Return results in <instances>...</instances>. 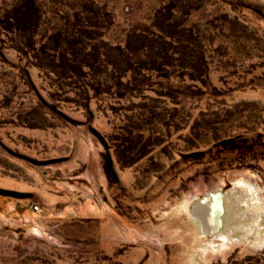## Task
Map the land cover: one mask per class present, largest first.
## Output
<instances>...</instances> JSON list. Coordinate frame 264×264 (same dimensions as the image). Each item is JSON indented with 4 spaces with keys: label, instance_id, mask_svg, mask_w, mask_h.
Returning a JSON list of instances; mask_svg holds the SVG:
<instances>
[{
    "label": "rangeland",
    "instance_id": "1",
    "mask_svg": "<svg viewBox=\"0 0 264 264\" xmlns=\"http://www.w3.org/2000/svg\"><path fill=\"white\" fill-rule=\"evenodd\" d=\"M234 183L264 224V0H0V264H264L185 212Z\"/></svg>",
    "mask_w": 264,
    "mask_h": 264
},
{
    "label": "bare ground",
    "instance_id": "2",
    "mask_svg": "<svg viewBox=\"0 0 264 264\" xmlns=\"http://www.w3.org/2000/svg\"><path fill=\"white\" fill-rule=\"evenodd\" d=\"M241 189L243 191L240 193L238 190ZM253 196L254 193L250 187L244 188L242 184L234 183L226 193L221 194L218 190L209 191L204 194L203 198L187 202L191 205V208L184 206V209L198 235H211L212 238L215 237L221 240L222 244L213 245L214 248L232 241H242L253 246L256 243V245H260L264 242L263 221L258 214L254 215L249 209H246L254 200ZM243 203L245 205L241 206ZM231 205L232 208H230ZM231 220L234 223L232 226ZM259 225L263 227V232H261ZM251 228L253 233L249 235L248 231ZM233 229L236 230L234 233ZM237 230H241L242 233L238 234ZM196 258L192 256L191 264H200Z\"/></svg>",
    "mask_w": 264,
    "mask_h": 264
},
{
    "label": "built area",
    "instance_id": "3",
    "mask_svg": "<svg viewBox=\"0 0 264 264\" xmlns=\"http://www.w3.org/2000/svg\"><path fill=\"white\" fill-rule=\"evenodd\" d=\"M30 209H31V211H33V212L38 210L36 206H30Z\"/></svg>",
    "mask_w": 264,
    "mask_h": 264
}]
</instances>
